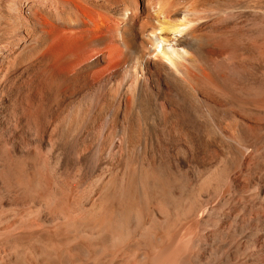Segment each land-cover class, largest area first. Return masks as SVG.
Segmentation results:
<instances>
[{
    "label": "bare ground",
    "instance_id": "bare-ground-1",
    "mask_svg": "<svg viewBox=\"0 0 264 264\" xmlns=\"http://www.w3.org/2000/svg\"><path fill=\"white\" fill-rule=\"evenodd\" d=\"M0 264H264V0H0Z\"/></svg>",
    "mask_w": 264,
    "mask_h": 264
}]
</instances>
